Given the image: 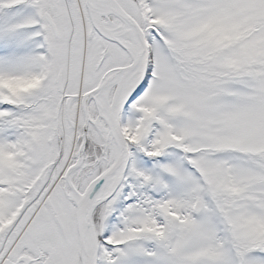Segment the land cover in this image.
<instances>
[{
  "label": "snow or ice",
  "instance_id": "obj_1",
  "mask_svg": "<svg viewBox=\"0 0 264 264\" xmlns=\"http://www.w3.org/2000/svg\"><path fill=\"white\" fill-rule=\"evenodd\" d=\"M0 264H264V0H0Z\"/></svg>",
  "mask_w": 264,
  "mask_h": 264
}]
</instances>
